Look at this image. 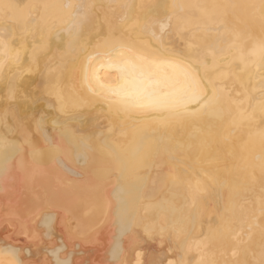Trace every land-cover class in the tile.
I'll use <instances>...</instances> for the list:
<instances>
[{
	"label": "bare ground",
	"instance_id": "1",
	"mask_svg": "<svg viewBox=\"0 0 264 264\" xmlns=\"http://www.w3.org/2000/svg\"><path fill=\"white\" fill-rule=\"evenodd\" d=\"M4 2L21 8L0 16V260L11 245L20 264H114L119 245V264H264V0H167L184 10L161 39L144 20L161 0ZM25 5L53 7L32 25ZM117 46L179 64L176 87L187 71L212 106L120 111L98 94Z\"/></svg>",
	"mask_w": 264,
	"mask_h": 264
},
{
	"label": "snow or ice",
	"instance_id": "2",
	"mask_svg": "<svg viewBox=\"0 0 264 264\" xmlns=\"http://www.w3.org/2000/svg\"><path fill=\"white\" fill-rule=\"evenodd\" d=\"M24 8L29 9L27 16L29 22L35 25L37 20L36 12L40 8L47 9L53 7L50 5H25ZM65 9L72 10L73 4L67 3L62 6ZM88 5L83 3L75 5V10L71 12V20L64 29L69 35L79 36L88 21ZM198 7V6H196ZM234 7V6H233ZM21 8L20 5L5 3L0 0V16L12 19L13 14ZM169 8H179L182 12L183 5H169L167 0H161L160 3L148 5L144 15L147 24L151 20L150 25L146 26L148 31L155 39H161L164 35L169 34L168 29L171 25L172 15L169 14ZM262 16H264V3L261 5ZM163 13L165 19H159ZM159 28L161 35L158 37L155 29ZM4 31H7L5 29ZM184 31V29H181ZM191 46V45H189ZM259 53L264 60V43L260 45ZM177 56H183L182 51L176 53ZM98 59L104 62L109 68L119 73V82L115 86L105 87L99 84L103 97L112 104H116L122 112L132 110H142L155 113H161V119L167 116H182L184 114H195L202 109H208L214 101V93L201 95L196 83L187 71H183V75L187 80H191V85L187 88L176 87V71L180 65L174 62L156 63L148 61L144 56L138 54L131 47L117 46L110 48L103 54H98ZM171 71H168V70ZM95 74H93V78ZM88 72L86 70V79ZM189 104H194V108H189ZM61 167L71 173L72 169L68 167L63 160L58 161ZM119 245L116 246L114 252L116 260L114 264H119V255L121 253ZM18 249L11 245L3 247L2 255L8 259L0 260V264H20L17 259ZM56 257L54 264H69L67 260H61L60 250H53Z\"/></svg>",
	"mask_w": 264,
	"mask_h": 264
}]
</instances>
